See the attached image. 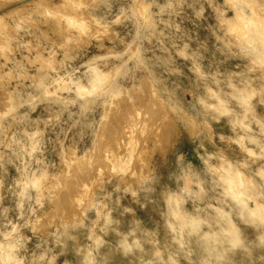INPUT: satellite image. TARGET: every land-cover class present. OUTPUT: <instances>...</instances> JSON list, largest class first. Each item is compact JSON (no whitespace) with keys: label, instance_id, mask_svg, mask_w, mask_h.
I'll return each mask as SVG.
<instances>
[{"label":"clouds","instance_id":"obj_1","mask_svg":"<svg viewBox=\"0 0 264 264\" xmlns=\"http://www.w3.org/2000/svg\"><path fill=\"white\" fill-rule=\"evenodd\" d=\"M125 2L128 7L121 10V16L134 19L141 36L155 34L160 13H151L152 8H161L168 16L166 39L175 52L167 61L173 65L175 58H183L193 64L194 83L185 91L192 100H185L184 106L178 104L174 92L162 87L154 76V67L144 65L142 87L153 103L145 119L133 121L135 142L120 157L113 156L110 146L94 147L81 156L74 143H65L68 133L78 127L77 114L68 107L77 101L59 93L72 88L57 87L61 81L45 72L34 80L27 98L10 93L9 110L0 115V264H249L248 257L257 249L264 252V115L253 103L256 98V104L264 107V0ZM92 3L107 6L118 0ZM186 6L193 9L197 21L204 19L206 7L213 10L214 52L238 60L239 72L225 75L202 69L207 49L193 51L191 35L176 20ZM3 43L6 46L8 39ZM83 67L76 85L89 83L94 71L103 70L109 78L104 92L114 91L116 73L90 59ZM257 82L258 88H253ZM42 104L58 106L55 114L32 119L31 113ZM21 108H26L23 114ZM222 121L230 135L217 130ZM54 127L60 129L55 145L61 161L66 160L77 173L85 169L95 173L74 201L80 214L71 221L50 218L42 211L71 175L53 173L45 163L47 132ZM87 131L80 128L81 139ZM90 134L97 137V144L103 143L101 129ZM237 148L246 156L240 166L229 159ZM169 153L172 166L158 173L153 158ZM107 157H112L107 161L111 168L103 166ZM10 167L16 172L11 182ZM233 182L241 187L237 196L231 194ZM156 184L167 207L162 213L163 229L148 231L139 221L123 228V221L115 215L123 197L130 195L139 203L143 196L146 202L141 207H147L152 203L147 194L156 191ZM9 197L11 204H6ZM189 201L195 205L190 215L198 218L197 229L185 224L177 210ZM248 205L255 207L249 210ZM222 208H228L238 223L255 226L258 234L249 240L242 229H236L239 238L234 239V228L224 226L220 218ZM132 211L124 207L120 216ZM92 212L94 218L90 219L87 213ZM110 236L114 237L111 242Z\"/></svg>","mask_w":264,"mask_h":264},{"label":"rangeland","instance_id":"obj_2","mask_svg":"<svg viewBox=\"0 0 264 264\" xmlns=\"http://www.w3.org/2000/svg\"><path fill=\"white\" fill-rule=\"evenodd\" d=\"M80 1L85 6L84 8L81 7V11H85L87 14V16L82 14V17L85 15L87 19L86 17L84 18L86 20L89 19V21L85 20L88 25L85 24L86 22L83 26L69 22V16L45 11L41 7L33 6V2H30L25 8H19L18 6L7 11L8 8L16 6L17 3L14 5V3H11L14 0H0V115L9 110L8 100L10 93L27 98L33 92L32 85L34 80H38L45 72H48L52 79L61 81V84L57 85V87L63 85L73 89L71 92H61L59 95L66 99L77 101L75 106L69 105L68 107L77 114L74 120H76L78 127L73 128L68 133L65 143H74L78 148L77 155L81 156L89 153L94 147L103 148L109 145L113 156L120 157L127 152L126 146L130 142L134 143L137 138L133 121L138 120L139 117V120L145 119L152 108L153 101L146 95L142 87L146 76L143 66H153L154 76L160 80L161 86L173 91L177 103L184 106L185 100H192V96L185 95V91L190 89L194 83L193 64L183 58H175L173 65L168 64L167 58L169 55H174L175 50L166 39L168 35V16L162 12L161 8L151 9L153 14L160 13L155 27V34L149 36L145 33L141 36L136 21L121 16V10L128 7L125 0H118V3L107 6L103 3L93 4L92 0ZM83 2L87 4L85 5ZM161 3H163V0H161ZM225 14L230 18V12L226 11ZM176 20L191 35L190 47L193 51L204 52L207 49L201 65L203 70L219 71L225 75L241 70L238 67V60L225 59L219 53L214 52L216 41L213 30L210 27L215 22V13L212 9L206 7L204 19L197 21L193 14V9L186 6ZM101 28L102 30H100ZM95 31L96 34L94 33ZM68 32L74 35H69ZM161 33H163V36L160 35ZM144 36H147V38H144ZM6 38L8 39V44L5 46L3 41ZM88 59L95 61L97 64H102L107 71L117 74L113 85L114 91L111 93L104 92L106 81L109 79L104 71L103 77H99L98 73L94 71L89 83L81 81L80 85H76V79L85 70L83 67L84 61ZM172 67H175L178 71L173 72L171 70ZM50 69H56V71L52 72ZM69 79H71V83H69ZM252 87L258 88V82L253 83ZM77 93H79V96H77ZM147 103L149 104L147 105ZM253 103L256 106V111L264 115V107L256 104V98H254ZM57 107L42 104L36 111L31 113V117L32 119H36L37 116L42 119L47 118L50 114H55ZM135 109L140 111L137 112ZM19 111L23 114L26 108H21ZM64 119H67V113H65ZM71 123L69 121V124ZM63 127L66 129L68 125H63ZM81 127L88 130L82 139L79 135ZM216 127L219 132L231 134L227 123L224 121ZM95 129H101L105 135H103L102 144H97V137L90 134ZM129 130L132 131H130L131 134L128 133L131 136L127 134ZM59 133V128L54 127L48 130L46 137L48 143L43 156L51 172L60 173L67 171L71 175L64 180L63 187L56 192L54 200L46 203L42 211L50 218L60 215L63 220L71 221L73 217L80 214L74 201L81 195L82 187L93 179L95 173L90 169L77 173L66 160L64 162L61 161L59 149L55 145V140ZM132 137L133 139H130ZM122 151L123 153H121ZM97 157L99 158V153H97ZM111 159L112 157H107L102 162L105 168L112 167L107 162ZM229 159L240 166L245 162L246 156L237 148L236 151L229 154ZM120 163L122 164V160ZM172 163L170 153L165 156L157 154L153 158V167L158 173L171 167ZM15 175V169L10 167L9 182ZM154 187L156 191L147 194V200L152 201L147 207H141L146 202L143 196L139 203L130 195L123 197L121 208L115 214L118 219L123 221V228H126L133 221H139L140 226L145 230L161 231L163 229L164 217L162 213L167 212V207L163 204L160 185L156 184ZM107 188L111 190V185H108ZM240 192V184L233 182L231 194L237 196ZM241 202L247 203L243 197H241ZM6 204H11L10 197L6 200ZM124 207L131 208L133 211L120 216V212L123 211ZM194 207V203L189 201L177 210L185 224L192 229H197L200 226L199 220L197 217L190 215ZM254 207V205H248L249 210ZM68 213L69 215H67ZM185 213H189V215ZM87 214L90 219L94 218V212ZM219 215L224 226L234 228V239L239 238V232L236 229H242L244 237L249 240L258 234L255 226L238 223L234 220L228 208H222ZM28 235L31 234L28 233ZM107 239L111 242L114 237L110 236ZM63 259L62 257L61 260ZM248 260L249 264H260L261 261H264V252L257 249L255 253L248 257Z\"/></svg>","mask_w":264,"mask_h":264},{"label":"bare ground","instance_id":"obj_3","mask_svg":"<svg viewBox=\"0 0 264 264\" xmlns=\"http://www.w3.org/2000/svg\"><path fill=\"white\" fill-rule=\"evenodd\" d=\"M19 2V3H18ZM30 2H33V6H38V7H41L43 10H45V11H51V12H55L56 14H59V15H67V16H69V18H70V20H69V22H73V23H76V24H78V25H80V26H83L84 25V23L86 22V21H89V19L88 20H86L87 19V14L85 13V11H81V7L82 8H84L85 6H82L83 4H82V2L80 1V0H23V1H20V0H14V2H11V3H14V5L17 3V5L16 6H13V7H10V8H8L7 9V11H10V10H12L13 8H16V7H18L19 6V8L20 7H26V6H28L29 5V3ZM85 2V1H84ZM83 2V3H84ZM89 3V2H88ZM85 4V3H84ZM87 4V3H86ZM85 4V5H86ZM13 5V4H12ZM11 6V5H10ZM83 10V9H82ZM14 13V12H13ZM82 14H85L84 15V17H86V19L84 18V17H82ZM89 18V17H88ZM66 19V18H65ZM86 20V21H85ZM68 21V20H67ZM63 22V21H62ZM62 24V23H61ZM85 24H87V22L85 23ZM1 25H3V24H1ZM88 25V24H87ZM63 26V25H62ZM86 26V25H85ZM66 27V26H65ZM4 28V27H3ZM62 28H64V27H62ZM71 30V29H70ZM100 30H102V28L100 29ZM67 31V30H66ZM68 31H69V29H68ZM64 32V31H63ZM72 32V31H71ZM110 32V31H109ZM95 34H96V31L94 32ZM106 33H108L107 31H106ZM63 34V33H62ZM68 34L70 35H74L73 33H70V32H68ZM76 34V33H75ZM98 34V33H97ZM61 35V34H60ZM59 36V35H58ZM62 36V35H61ZM65 37V36H64ZM72 37V36H71ZM68 38V37H67ZM134 50V49H133ZM98 74L97 75H99V77L100 76H102L103 77V70H100V71H96ZM141 84V83H140ZM122 90V89H121ZM123 93V92H122ZM135 93V92H134ZM143 93V92H142ZM143 94H145V93H143ZM123 95V94H122ZM129 95V94H128ZM141 96V95H140ZM143 96V95H142ZM119 98H120V96H119ZM132 98V97H131ZM136 98H137V96H136ZM145 98V97H144ZM119 100V99H118ZM145 100V99H144ZM151 100V99H150ZM142 101V100H141ZM5 103V102H4ZM117 103V102H116ZM115 103V104H116ZM121 103V102H120ZM137 103V102H136ZM135 103V104H136ZM143 103V102H142ZM119 104V103H118ZM122 104V103H121ZM125 104H126V102H125ZM146 104V103H145ZM149 103H147V105H148ZM133 105V104H132ZM140 105V104H139ZM138 105V106H139ZM5 106V105H4ZM3 106V107H4ZM6 106H7V104H6ZM121 106V105H120ZM119 106V107H120ZM128 106V105H127ZM142 106V105H141ZM118 107V106H117ZM132 107V106H131ZM140 107V106H139ZM152 107V106H151ZM107 108V107H106ZM138 108V107H137ZM146 108V107H145ZM118 109V108H117ZM122 109H123V105H122ZM122 109H120V110H122ZM107 110V109H106ZM124 110V109H123ZM127 110V109H126ZM129 110H131V109H129ZM136 110V109H135ZM142 110V109H141ZM151 110V109H150ZM137 111V110H136ZM140 110H138L137 112H139ZM146 111H147V109H146ZM121 112V111H120ZM125 112V111H124ZM118 113V112H117ZM122 113H123V111H122ZM121 113V114H122ZM130 113V112H129ZM145 113V112H144ZM149 113V112H148ZM120 114V113H119ZM127 114V113H126ZM140 114V113H139ZM138 114V115H139ZM136 115V114H135ZM147 115V114H146ZM109 116V115H108ZM115 116V115H114ZM127 116V115H126ZM133 116V115H132ZM110 117H111V115H110ZM118 117V116H117ZM136 117H138V116H136ZM135 117V118H136ZM126 118V117H125ZM134 118V119H135ZM140 118V117H139ZM139 118H138V120H139ZM118 119V118H117ZM105 120V119H104ZM114 120V119H113ZM137 120V119H136ZM141 120V119H140ZM143 120V119H142ZM126 121V120H125ZM128 122V121H127ZM103 123H104V121H103ZM106 123V122H105ZM121 124V123H120ZM129 124H130V122H129ZM132 124V123H131ZM103 126V125H102ZM107 126H108V124H107ZM115 126V125H114ZM126 126V125H125ZM121 127H122V124H121ZM129 127H131V126H129ZM128 128V127H127ZM123 130H124V128H122ZM126 129V128H125ZM130 129H132V128H130ZM127 132V131H126ZM132 132V131H131ZM113 133V132H112ZM119 133V132H118ZM128 133H130V131H128L127 132V134ZM133 133H134V131H133ZM106 134V133H105ZM110 134V133H109ZM123 134V133H122ZM131 134V133H130ZM136 134V133H135ZM104 135V134H103ZM108 135V134H107ZM117 135V134H116ZM129 135V134H128ZM105 136V135H104ZM110 136V135H109ZM113 136V135H112ZM124 136H126V135H124ZM129 136H131V135H129ZM133 136V135H132ZM135 136V135H134ZM107 137V136H106ZM123 138V137H122ZM96 139V138H95ZM111 139V138H110ZM114 139V138H113ZM130 139H133V137L132 138H130ZM130 139H129V141H130ZM112 140V139H111ZM121 140V139H120ZM126 140H127V138H126ZM119 141V140H118ZM128 141V140H127ZM133 141V140H132ZM95 142V141H94ZM120 142V141H119ZM122 142H125V141H122ZM108 144V143H107ZM116 144V143H115ZM121 144V143H120ZM104 145V144H103ZM117 145V144H116ZM98 146V145H97ZM109 146V145H108ZM118 147V146H117ZM116 147V148H117ZM122 147V146H121ZM127 147V146H126ZM125 147V148H126ZM118 149V148H117ZM127 150V149H126ZM124 151V150H123ZM123 151L121 152V153H123ZM119 154V153H118ZM125 154H126V152H125ZM118 156H120V155H118ZM109 159V158H108ZM108 165V164H107ZM121 165H123V161H122V164ZM110 166V165H109ZM84 172V171H83ZM92 172V171H91ZM74 173V172H73ZM94 174V173H93ZM73 175V174H72ZM82 175V174H81ZM76 176V175H75ZM87 178V177H86ZM84 179V178H83ZM66 183V182H65ZM79 183V182H78ZM86 184V183H85ZM66 185H67V183H66ZM74 186V185H73ZM77 186V185H76ZM64 187H66L65 185H64ZM69 188V187H68ZM83 188V187H82ZM80 190V189H79ZM82 190V189H81ZM58 192V191H57ZM74 192V191H73ZM79 192V191H78ZM65 193V192H64ZM75 193V192H74ZM58 196V195H57ZM62 196V195H61ZM69 196V195H68ZM74 196V195H73ZM76 196V195H75ZM61 198V197H60ZM60 198H58V199H60ZM72 198V197H71ZM74 198V197H73ZM76 198V197H75ZM54 200V199H53ZM62 200H63V198H62ZM72 200V199H71ZM74 200V199H73ZM59 202V201H58ZM70 203V202H69ZM72 204H73V202H71ZM60 204V203H59ZM66 205V204H65ZM61 206V205H60ZM63 207V206H62ZM64 208V207H63ZM60 211H61V209H60ZM57 213V212H56ZM48 214V213H47ZM63 215H65V214H63ZM67 215H69V213L67 214ZM60 216V215H59Z\"/></svg>","mask_w":264,"mask_h":264}]
</instances>
